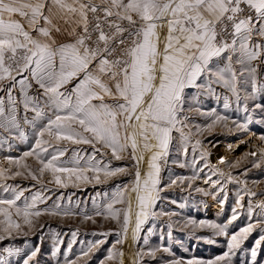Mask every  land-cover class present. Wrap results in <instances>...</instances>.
<instances>
[{"label": "snow or ice", "instance_id": "1", "mask_svg": "<svg viewBox=\"0 0 264 264\" xmlns=\"http://www.w3.org/2000/svg\"><path fill=\"white\" fill-rule=\"evenodd\" d=\"M56 17L68 25L64 31L71 39L67 42L58 43L52 35L61 32L54 23ZM257 61L264 63V0H0V91L7 94L6 102L0 97V128L11 132L20 127L18 101L13 96L17 85L22 97L19 103L25 112L35 113L31 120L24 119L34 129L35 142L21 157L5 158L9 167L0 166V181L30 177L43 190L46 174L48 183L60 187H67L69 182L73 186L104 184L131 176L129 182L105 193L101 203L93 201L95 216L110 219L119 227L114 232L115 244L100 264H125V253L117 245L129 238L133 243L139 241L150 219L177 215L155 210L161 193L186 180L191 188L192 181L199 178L194 173L163 184L162 171L174 133H179L180 148L187 155L192 136L211 133L217 126L229 132L248 131L253 122L249 101L264 96V78H258L254 66ZM33 82L38 86L37 96L29 94ZM70 84L73 86L69 90ZM217 88L228 93L223 96L225 111L234 101L238 112L248 113L243 120L216 109L202 112L188 103L189 90L195 89L197 96L217 95ZM254 107L264 112V104ZM193 110L205 118V124L190 122L187 112ZM20 135L24 137L23 132ZM257 139L260 144L253 145L254 150L232 163L220 157L218 164H228L230 169L243 163L264 167V135ZM69 145H88L91 151ZM191 147L193 152L203 148L202 140L197 138ZM199 155L204 166L211 167L213 176L243 186L249 198V223L228 238L222 255L207 261L173 259L165 264H232L237 250L253 231L259 230L261 235L250 250L252 264H256L258 249L264 244V200L253 203L252 198L264 193L252 191L245 179L233 176L231 171L209 165L206 150ZM28 158L38 167L33 169ZM113 160L129 163L114 167ZM196 163L193 157L191 164ZM187 166V161L179 163L181 168ZM249 171L244 168L240 175L246 177ZM204 182L223 190L220 179L208 176ZM2 188L11 195L0 197V241L14 234L27 235L25 226L34 230L35 220L41 215L75 214L60 203L40 208L49 199L42 190L29 199L24 196L25 189L7 184ZM194 190L208 194L202 188ZM243 199L238 195L225 224L189 219L184 227H208L216 235L227 236L228 225L237 220L244 207ZM80 214L86 220L93 219L83 211ZM168 228H172L171 223ZM151 231L148 229L149 234ZM111 234L113 230L102 233L105 237ZM143 240L147 245L148 236ZM74 242L70 241L63 252V264H88L94 251L105 243L89 242L70 259ZM21 251L4 248L6 255H0V264H10L8 257L20 256ZM59 251L54 247L52 255ZM38 252L39 248L28 252L22 264H32ZM158 252L170 250L163 246L141 249L132 264H144L146 256L155 260Z\"/></svg>", "mask_w": 264, "mask_h": 264}, {"label": "rangeland", "instance_id": "2", "mask_svg": "<svg viewBox=\"0 0 264 264\" xmlns=\"http://www.w3.org/2000/svg\"><path fill=\"white\" fill-rule=\"evenodd\" d=\"M65 28H67L66 25L62 27V29ZM34 34L35 32H33ZM254 66L257 69L258 78H264V63L257 61L254 63ZM72 86L70 84L67 87L70 90ZM19 87L17 85L13 90V96L18 101L16 115L20 127L13 129L11 132L0 128V166L5 168L9 167L5 159L6 157H21L25 151L30 150L32 144L35 142L34 129L31 125L24 123L25 118L31 120L35 113L32 111L25 112L23 104L19 103L22 99ZM38 91V86L33 82V88L29 90V94L37 96ZM225 95H228V93L219 88H217V95L199 96H197L195 89H191L189 90L188 103L193 109L199 108L202 112L216 109L217 112L226 114L234 119L243 120L248 113L238 112L236 110L238 106L234 101L231 102L230 109L225 111L223 108V96ZM0 97H4L5 102L7 101L5 91H0ZM229 98L231 101L232 98ZM256 103L264 104V96L257 95L254 101H249V112L252 115L253 122L249 125L248 131L234 130L229 132L222 126H217L211 133L205 131L199 137L192 136L188 144L187 155L180 148L179 133H174L175 139L170 146V156L162 171L163 184L167 185L170 179L176 177H192L194 173L198 174L199 178L192 181L193 186L191 188L188 187V181L186 180L184 184L177 183L176 185L167 187L161 193V199L157 202L158 206L155 210L157 212H172L177 215L171 217L161 215L155 219H150L143 226L141 239L134 243V248L135 254L141 249L146 251L148 248L160 246L169 248L170 252H158L155 260L146 256L144 257V264H165V261L173 259L183 261L191 259L211 260L216 256L222 255L227 250L228 238L249 223L247 216L249 198L245 195L243 186L235 182L228 183L219 176H213L211 167L204 166L205 161L200 159L199 154L200 151L206 150L209 153L207 158L209 165H215L226 173L231 171L233 176L245 179L247 187L252 191L258 194L264 193V167L252 168L251 163H243L239 168L230 169L228 164H218L220 157H225L228 163L235 162L245 152L254 150L253 145L260 144L257 137L264 135V112H261L260 109H255ZM46 112L48 115H51L50 111L46 110ZM187 115L191 118L190 122L192 124L203 125L206 123L205 118L197 115L194 110L187 112ZM21 132L24 133L23 138L20 135ZM197 138L202 140L203 148H198L197 151L193 152L191 145L195 143ZM242 141L244 142L242 143ZM69 147H82L89 152L91 151V147L88 145H69ZM193 157L197 161L195 166L191 164ZM185 161H187L189 166L179 167V163ZM27 163L33 169L38 167L32 158H28ZM127 163L129 162L112 161L114 167L124 166ZM244 168L250 169L246 177L240 175L244 171ZM200 169H203V171H200ZM15 170L13 166V171ZM208 176H211L212 180L220 179L223 190H221V186L213 187L211 184H206L204 181ZM131 179V176H120L104 184H95L93 182L73 186L69 182L67 187H60L54 182L48 183L50 177L46 174L43 178V190L41 189V185L37 184L30 177L24 178L18 176L0 181V197H10L11 195V193L3 192L2 185L4 184L25 189L24 196L29 199L33 193L42 190L44 191V195L49 197V199H47L45 204L39 205L40 208H51L54 204L60 203L69 207L75 213L68 216L41 215L35 220L34 230L30 231L25 226L24 232L27 235L14 234L13 237L0 241V255H6L2 252L4 248H19L22 250L21 255L8 257V260L10 264H22L23 258L28 252L39 248V252L32 264H63V252L67 250L70 241L75 240L72 245V251L69 254V258L74 259L76 255L80 254L82 248H87L89 242L95 243L97 240H104L105 243L99 245L88 261V264H100L107 255L108 249L115 244L117 236L114 232L118 231L119 227L110 219L106 220L102 216H95L93 201L101 203L105 193H111L117 184L127 183ZM197 187L204 189L208 194L196 192L194 189ZM238 195L244 196V199L241 201L244 207L239 210L237 220L228 225L227 236L216 235L214 230L208 227H197L195 230L191 226L188 228L184 227L185 222L189 219L197 222L203 220L217 224L227 223L233 214L232 209L235 206ZM258 200H264V196L257 195L252 198L253 203ZM181 204L184 205L183 208L180 207ZM82 211L92 216L93 219H84L83 215L80 214ZM169 223L172 224L171 229L168 228ZM148 229L152 230L150 234ZM109 230H113V234L107 237L102 235V233L109 232ZM169 231H171V237L168 236ZM74 232L76 233L75 237L72 235ZM145 235L148 236L147 245L144 244L143 240ZM260 235L259 230L253 231L250 234L241 249L237 250L236 255L233 256L232 264H252L250 250L255 246V241ZM161 236H163V240H161ZM54 247H59L60 249L56 256L52 255ZM117 248L124 250V244L117 245ZM80 264H84V262L81 261ZM107 264H113V262H107ZM256 264H264V244L258 249Z\"/></svg>", "mask_w": 264, "mask_h": 264}, {"label": "crops", "instance_id": "3", "mask_svg": "<svg viewBox=\"0 0 264 264\" xmlns=\"http://www.w3.org/2000/svg\"><path fill=\"white\" fill-rule=\"evenodd\" d=\"M17 19H19V18L17 17ZM54 23H56L59 27L60 26H62V27L65 26L64 22L61 19H59V17L54 18ZM61 23H63V24H61ZM62 27H60L61 28V32H59V33L53 32L52 33V35L54 36V38L57 40L58 43L67 42V41H69L71 39V37H69L67 35V33L64 31V29H62ZM66 27H68V25H66ZM66 38H67V40H66Z\"/></svg>", "mask_w": 264, "mask_h": 264}, {"label": "bare ground", "instance_id": "4", "mask_svg": "<svg viewBox=\"0 0 264 264\" xmlns=\"http://www.w3.org/2000/svg\"><path fill=\"white\" fill-rule=\"evenodd\" d=\"M123 251L125 253V264H132V258L135 255V248L134 243L130 238L124 243Z\"/></svg>", "mask_w": 264, "mask_h": 264}]
</instances>
